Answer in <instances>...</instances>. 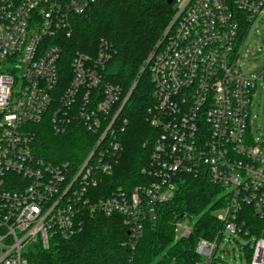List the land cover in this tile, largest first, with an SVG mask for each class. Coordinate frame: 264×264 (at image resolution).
Segmentation results:
<instances>
[{
	"label": "built area",
	"instance_id": "2783aa9c",
	"mask_svg": "<svg viewBox=\"0 0 264 264\" xmlns=\"http://www.w3.org/2000/svg\"><path fill=\"white\" fill-rule=\"evenodd\" d=\"M97 1L0 0V264H29V246L46 251L83 232L96 214L121 216L133 245L179 174L224 190L215 216L221 226L198 240L194 264H226L219 256L226 232L248 240L240 247L248 264H264V134L251 130L264 61L260 78L239 66L264 0H176L146 60L154 98L147 118L157 136L142 172L151 183L131 192L102 186L120 158L119 115L129 96L120 104L121 89L103 78L109 49L100 42L93 54L65 59L72 19ZM46 127L55 135L82 128L92 148L74 168L44 161L33 143ZM250 215L261 225H249ZM174 228L176 239L192 232L189 219Z\"/></svg>",
	"mask_w": 264,
	"mask_h": 264
},
{
	"label": "trees",
	"instance_id": "16d2710c",
	"mask_svg": "<svg viewBox=\"0 0 264 264\" xmlns=\"http://www.w3.org/2000/svg\"><path fill=\"white\" fill-rule=\"evenodd\" d=\"M175 3L176 0L171 5L166 0H98L86 14L72 19V33L64 41L66 64L75 53L93 54L100 42L105 43L110 58L103 78L121 89L120 104L129 93L119 115L123 130L117 138L122 151L103 189L131 192L151 183L142 172L149 167L157 136L147 118L154 98L146 60L172 20ZM66 71L69 77V69ZM37 130L33 152L54 165L68 163L74 168L94 142L82 128L72 127L63 135H55L48 127ZM223 192L203 176L179 174L171 198L155 205V219L143 221L141 236L133 245L128 243V230L121 216L96 214L86 218L83 232L67 240L56 239L46 251L38 245L29 246V264H194L198 240L212 238L221 226L213 212ZM194 218L191 235L176 239L175 223ZM251 219L250 215L248 224L261 225Z\"/></svg>",
	"mask_w": 264,
	"mask_h": 264
},
{
	"label": "rangeland",
	"instance_id": "374dc122",
	"mask_svg": "<svg viewBox=\"0 0 264 264\" xmlns=\"http://www.w3.org/2000/svg\"><path fill=\"white\" fill-rule=\"evenodd\" d=\"M263 34L264 15L255 21L243 43L241 57L244 59L239 63L243 75L260 78V69L264 61ZM251 110L253 120L251 123V130L256 138H260L264 134V93L261 82H259L258 88L254 92ZM221 213H223V210H215L213 215L217 216ZM195 220V218L191 220V223ZM186 223H188V221H186ZM247 244L248 240L230 235L226 232L225 239L219 247V256H221L222 260L226 264H248L240 248L241 246H246Z\"/></svg>",
	"mask_w": 264,
	"mask_h": 264
},
{
	"label": "water",
	"instance_id": "95a60500",
	"mask_svg": "<svg viewBox=\"0 0 264 264\" xmlns=\"http://www.w3.org/2000/svg\"><path fill=\"white\" fill-rule=\"evenodd\" d=\"M166 1H167V4H168V5H171V4L173 3V0H166ZM177 222H180V221H177ZM177 222H176V223H177Z\"/></svg>",
	"mask_w": 264,
	"mask_h": 264
}]
</instances>
